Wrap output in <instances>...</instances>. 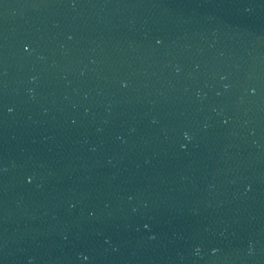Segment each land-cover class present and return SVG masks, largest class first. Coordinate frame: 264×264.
I'll list each match as a JSON object with an SVG mask.
<instances>
[{"label": "water", "instance_id": "95a60500", "mask_svg": "<svg viewBox=\"0 0 264 264\" xmlns=\"http://www.w3.org/2000/svg\"><path fill=\"white\" fill-rule=\"evenodd\" d=\"M0 264H264V0H0Z\"/></svg>", "mask_w": 264, "mask_h": 264}, {"label": "snow or ice", "instance_id": "6c2138e0", "mask_svg": "<svg viewBox=\"0 0 264 264\" xmlns=\"http://www.w3.org/2000/svg\"><path fill=\"white\" fill-rule=\"evenodd\" d=\"M159 43V41H157Z\"/></svg>", "mask_w": 264, "mask_h": 264}]
</instances>
